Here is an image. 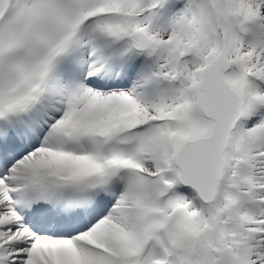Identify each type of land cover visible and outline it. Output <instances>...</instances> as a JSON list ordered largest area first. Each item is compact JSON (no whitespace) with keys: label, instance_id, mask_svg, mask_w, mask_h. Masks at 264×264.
Instances as JSON below:
<instances>
[{"label":"snow or ice","instance_id":"obj_1","mask_svg":"<svg viewBox=\"0 0 264 264\" xmlns=\"http://www.w3.org/2000/svg\"><path fill=\"white\" fill-rule=\"evenodd\" d=\"M0 264H264V0H0Z\"/></svg>","mask_w":264,"mask_h":264}]
</instances>
